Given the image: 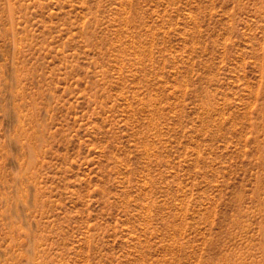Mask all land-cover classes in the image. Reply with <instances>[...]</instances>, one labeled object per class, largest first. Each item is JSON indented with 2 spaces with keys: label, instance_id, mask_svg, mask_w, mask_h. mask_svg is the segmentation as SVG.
Listing matches in <instances>:
<instances>
[{
  "label": "rangeland",
  "instance_id": "rangeland-1",
  "mask_svg": "<svg viewBox=\"0 0 264 264\" xmlns=\"http://www.w3.org/2000/svg\"><path fill=\"white\" fill-rule=\"evenodd\" d=\"M0 264H264V0H0Z\"/></svg>",
  "mask_w": 264,
  "mask_h": 264
}]
</instances>
